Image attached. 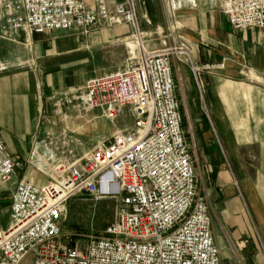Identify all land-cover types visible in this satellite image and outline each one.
Segmentation results:
<instances>
[{
    "label": "crops",
    "instance_id": "obj_1",
    "mask_svg": "<svg viewBox=\"0 0 264 264\" xmlns=\"http://www.w3.org/2000/svg\"><path fill=\"white\" fill-rule=\"evenodd\" d=\"M122 1L105 0L111 15ZM221 3L136 0L138 26L109 18L89 30L0 26V137L22 163L0 193L11 200L20 181L43 186L58 162L81 166L99 144L133 129L111 127L126 107L112 121L103 108L67 102L65 92L128 69L142 46L182 47L172 56L176 97L212 230L214 221L220 228L222 263L264 264V29L234 28ZM78 196L83 207L90 195Z\"/></svg>",
    "mask_w": 264,
    "mask_h": 264
},
{
    "label": "built area",
    "instance_id": "obj_2",
    "mask_svg": "<svg viewBox=\"0 0 264 264\" xmlns=\"http://www.w3.org/2000/svg\"><path fill=\"white\" fill-rule=\"evenodd\" d=\"M135 1L123 0L111 15L105 0H98V9L85 0H0V26L37 33L89 30L100 18L138 26ZM221 9L236 29H264V0H222ZM182 51L142 46L128 69L64 93L85 110L103 108L112 121L129 107L133 129L99 144L81 166L58 162L43 186L16 185L7 228L0 215V264H223L176 97L172 56ZM21 166L0 137V186ZM82 191L96 200L121 197L117 221L83 250L72 239L63 241L59 223L67 201Z\"/></svg>",
    "mask_w": 264,
    "mask_h": 264
},
{
    "label": "rangeland",
    "instance_id": "obj_3",
    "mask_svg": "<svg viewBox=\"0 0 264 264\" xmlns=\"http://www.w3.org/2000/svg\"><path fill=\"white\" fill-rule=\"evenodd\" d=\"M134 123L135 118L131 109L126 107L116 124L111 122V127L132 129ZM198 194L201 195L199 188ZM88 197L89 200L83 207H77L81 202L79 196L69 199L65 211L62 213V216L66 214V217L61 219V216L60 218L64 222L60 225L63 241L67 243L72 239L81 250L85 249L92 237L105 235L106 227L117 221L120 210L121 197L119 196H106L99 200L94 199L91 195ZM0 215L2 226L7 228L12 222L11 200L7 191L0 193ZM213 230L216 236L220 235V228L216 221H214Z\"/></svg>",
    "mask_w": 264,
    "mask_h": 264
},
{
    "label": "water",
    "instance_id": "obj_4",
    "mask_svg": "<svg viewBox=\"0 0 264 264\" xmlns=\"http://www.w3.org/2000/svg\"><path fill=\"white\" fill-rule=\"evenodd\" d=\"M220 192V191H219ZM220 195H221V193H220ZM222 196V195H221Z\"/></svg>",
    "mask_w": 264,
    "mask_h": 264
}]
</instances>
